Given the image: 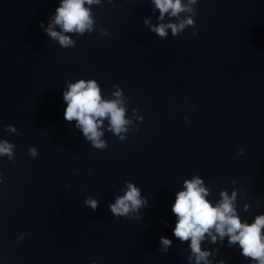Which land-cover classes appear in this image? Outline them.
Returning <instances> with one entry per match:
<instances>
[{"label":"clouds","instance_id":"obj_1","mask_svg":"<svg viewBox=\"0 0 264 264\" xmlns=\"http://www.w3.org/2000/svg\"><path fill=\"white\" fill-rule=\"evenodd\" d=\"M101 0H62L59 7L56 8L54 18L49 22L45 29L47 35L58 40L63 48L75 47L76 42L64 33H77L80 36L92 33L97 30L93 14L85 4H100ZM111 3V0H109ZM197 0H188L187 4L182 0H154V4L160 12V19L163 20L164 14L169 13L171 16L177 17L180 13L190 12L192 16L187 17L180 23H168L152 25L151 31L156 33L160 38H167V29H171L172 36H178L186 26L195 28L196 10L191 7L195 5ZM145 24L149 23L148 19L144 20ZM59 25L61 32L55 31L54 26ZM41 27L43 25L41 24ZM103 36H107L108 32L103 28H98ZM195 35V32L193 33ZM120 88L119 85H113ZM120 97L121 91L114 93ZM63 99L67 103L64 111V119L67 122L75 120L76 127L79 128L86 140L91 141L92 147L100 150L107 148V144L100 139L103 132L98 129L103 124V119L109 120V131L113 132L120 140L127 139L129 125L132 124L131 119L125 118V108L121 106L120 100H102L100 88L95 79H80L76 83H70L68 90L63 93ZM137 110L133 109V113ZM143 120V117H137ZM8 132H16L13 125H8ZM132 130H135L132 129ZM15 145L7 140L0 141V155H6L9 159L14 156ZM29 155L36 157L38 155L35 147L29 148ZM243 154V149L240 150ZM127 190L122 196H116L115 202L108 205L110 212L114 217H126L129 219H140L139 216H133L132 213L138 212L142 206H147V200L141 199L140 190L134 183L125 181ZM200 178L185 180V190L176 194L175 203L172 205V212L177 217L173 235L181 242L190 239L191 254L188 259H195L196 264H210L208 257L213 252L201 251V241L204 239L205 233L211 235L210 230L215 229L221 241L225 236L228 237V246L239 245L241 255L250 258L255 264H264V236L261 235V229L264 228V215L257 216L254 223L241 222L236 214L233 202L236 193L233 192L229 197L227 192H221L222 199L213 206L207 199L208 190L202 186ZM236 183V181H233ZM85 205L96 210L99 207V200L90 196L84 201ZM163 222V221H162ZM24 238L21 234L20 240ZM212 242L217 241L216 236L211 237ZM159 250L167 253L172 245V240L161 236ZM92 264H96L95 261ZM219 264H224L220 261Z\"/></svg>","mask_w":264,"mask_h":264}]
</instances>
